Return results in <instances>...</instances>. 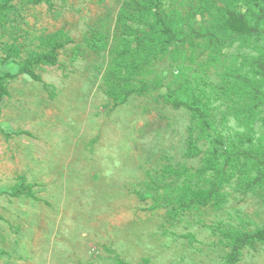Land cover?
<instances>
[{
  "label": "rangeland",
  "instance_id": "obj_1",
  "mask_svg": "<svg viewBox=\"0 0 264 264\" xmlns=\"http://www.w3.org/2000/svg\"><path fill=\"white\" fill-rule=\"evenodd\" d=\"M141 1L0 0V74H16L31 55L63 45L57 65L35 69L41 81L22 74L7 82L0 264H225L226 232L264 228V186L246 188L236 169L221 191L224 202L180 209L192 192L211 187L213 175L200 172L203 159L213 146L222 154L245 133L244 123L253 145L264 148V97L251 114L260 93L244 86L241 97L234 83L250 74L264 91L250 67L258 51L219 29L222 0H213L216 15L200 14L199 0H165L176 25L210 35L176 59L162 56L145 71L122 73L126 36L118 19ZM125 74L131 86L154 89L118 103L113 94L125 93ZM169 88L187 100L209 99L219 143L199 138L192 112L164 99ZM191 132L201 151L195 157L186 155ZM18 185L34 196L12 197ZM238 264H264V241L244 248Z\"/></svg>",
  "mask_w": 264,
  "mask_h": 264
},
{
  "label": "trees",
  "instance_id": "obj_2",
  "mask_svg": "<svg viewBox=\"0 0 264 264\" xmlns=\"http://www.w3.org/2000/svg\"><path fill=\"white\" fill-rule=\"evenodd\" d=\"M13 1V0H8ZM223 7H219L218 25L219 29L230 34V39L244 41L251 44L258 55L250 62L253 71L264 79V0H222ZM245 2L248 6L254 7L248 13L242 14L237 11L238 4ZM0 5V11L3 9ZM165 0H142L134 9L123 8L118 22L126 36L125 43L120 53L121 72H141L151 66L152 62L162 56L176 57L182 54V48L186 47L193 40H206L210 35L209 29L202 28L196 30L186 25H176L171 14L165 10ZM198 12L204 15L208 12L215 14L213 0H199ZM216 15V14H215ZM136 24L138 27H134ZM262 40L259 46L258 42ZM63 48L62 44L55 43L46 52L31 55L24 64L21 65L16 74L5 72L0 74V113L1 104L8 96L7 82L25 74L34 81H41L40 76L35 72L39 66H55L58 64V51ZM129 75L125 74L121 80L125 82V93L113 94V98L123 104L133 95H143L154 89L152 84H144L136 88L130 85ZM241 81L234 82L238 88V94L248 95V91H243L245 87L254 88L260 94L252 97L249 106L250 113L253 114L254 105L264 97V91L260 87V82L251 78L250 74L240 76ZM260 84V85H259ZM233 86V85H231ZM245 86V87H244ZM236 88V87H235ZM236 88V89H237ZM242 91H240V90ZM253 92V91H252ZM249 92V95L253 93ZM206 96V95H205ZM174 108H186L192 112L193 120L199 130V138L213 143H219L217 137L212 134L213 122L210 118L209 99H202L199 95L190 100L185 99L180 91L169 88L163 96ZM249 111V110H248ZM252 118V117H251ZM245 133L234 141H229L226 150L221 154L216 147H212L210 154L203 159V166L200 172L203 175L212 174L211 187L192 192L191 198L180 203V209L188 210L194 207H207L208 205L220 204L224 202L222 195L223 187L231 180L234 170H240L243 177L240 183L248 189L256 186H264V148L253 145L248 137L250 122L244 123ZM244 141L248 143L244 145ZM251 145V146H250ZM250 146V147H246ZM201 153L197 146V139L190 133L186 155L195 157ZM252 175H250V174ZM9 194L12 197L21 195L34 196V192L29 186L18 185ZM231 241V252L226 258L225 264H238L242 256V251L246 247H253L258 242L264 241V228L248 232L228 231L225 234ZM117 264H127L122 259H118ZM145 264H150L146 261Z\"/></svg>",
  "mask_w": 264,
  "mask_h": 264
}]
</instances>
